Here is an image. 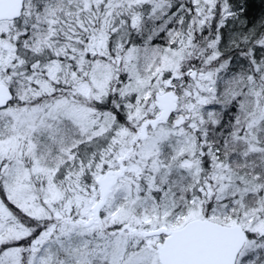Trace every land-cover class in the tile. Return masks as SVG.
I'll use <instances>...</instances> for the list:
<instances>
[{"label": "snow or ice", "instance_id": "obj_1", "mask_svg": "<svg viewBox=\"0 0 264 264\" xmlns=\"http://www.w3.org/2000/svg\"><path fill=\"white\" fill-rule=\"evenodd\" d=\"M0 264H264V0H0Z\"/></svg>", "mask_w": 264, "mask_h": 264}]
</instances>
